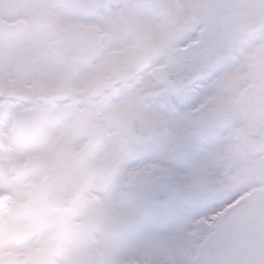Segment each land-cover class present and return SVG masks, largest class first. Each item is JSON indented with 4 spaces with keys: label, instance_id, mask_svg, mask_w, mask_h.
<instances>
[{
    "label": "snow or ice",
    "instance_id": "snow-or-ice-1",
    "mask_svg": "<svg viewBox=\"0 0 264 264\" xmlns=\"http://www.w3.org/2000/svg\"><path fill=\"white\" fill-rule=\"evenodd\" d=\"M0 264H264V0H0Z\"/></svg>",
    "mask_w": 264,
    "mask_h": 264
}]
</instances>
